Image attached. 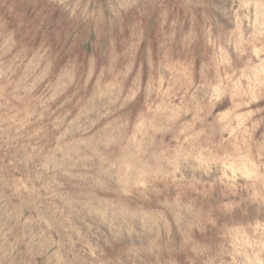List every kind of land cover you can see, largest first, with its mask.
<instances>
[{
    "label": "rangeland",
    "instance_id": "obj_1",
    "mask_svg": "<svg viewBox=\"0 0 264 264\" xmlns=\"http://www.w3.org/2000/svg\"><path fill=\"white\" fill-rule=\"evenodd\" d=\"M0 264H264V0H0Z\"/></svg>",
    "mask_w": 264,
    "mask_h": 264
}]
</instances>
